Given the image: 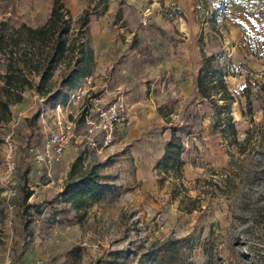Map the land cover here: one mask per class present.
I'll use <instances>...</instances> for the list:
<instances>
[{
	"label": "rangeland",
	"instance_id": "rangeland-1",
	"mask_svg": "<svg viewBox=\"0 0 264 264\" xmlns=\"http://www.w3.org/2000/svg\"><path fill=\"white\" fill-rule=\"evenodd\" d=\"M62 1L72 16V33H78L84 14L90 17L83 39L94 50L88 76L97 87L94 94L100 95L110 74L120 70L118 43L130 40L139 48L153 44L152 56L142 62H160V68L142 72L138 82L124 87L126 110L112 143L68 150L63 162L51 169V178L46 177L48 168L36 164L27 150L43 146L58 105L76 113L67 105L71 89L61 86L70 69L57 65L49 97L29 90L12 108L3 138L11 136L17 147L18 186L31 170L26 177L27 190L33 192L28 202L38 208L30 210L25 229L21 196L11 199L9 207L2 186L0 262L264 264V0H234L228 5L223 0H175L160 5V27L156 22L150 26L149 9L134 19L145 17V23L126 18L124 0H107V11L102 0ZM53 2L0 0V23L40 27ZM133 31L136 36L130 35ZM104 43L110 50H102ZM202 51L222 56L225 81L235 98L231 114L236 132L222 122L226 110H220L223 116L217 120L216 106L193 100ZM127 61L129 67L134 56ZM186 122H194V130L184 137L181 172L163 173L160 163L170 127ZM2 151L0 183L5 173ZM79 157L84 169L99 175L102 195L88 197L81 210H74L61 195Z\"/></svg>",
	"mask_w": 264,
	"mask_h": 264
},
{
	"label": "trees",
	"instance_id": "trees-1",
	"mask_svg": "<svg viewBox=\"0 0 264 264\" xmlns=\"http://www.w3.org/2000/svg\"><path fill=\"white\" fill-rule=\"evenodd\" d=\"M108 1L102 0L103 11H107ZM234 0H223V5ZM98 6L94 7L97 12ZM97 14V13H96ZM88 13L84 14L78 22V33H72V16L62 0H54L53 7L47 22L37 28L26 24L13 27L6 22L0 23V162L1 147L3 144V130L13 118L12 108L23 102L25 93L35 90L37 95L47 98L53 92L52 74L58 64L64 63L70 69L61 81V86L75 89L80 81L89 76L94 64V50L88 41L83 38L89 24ZM212 23L216 17L212 16ZM195 79V97L208 100L216 106V118L222 119L220 110H226L222 122L229 124V128L236 132V122L231 114L235 98L229 91L225 77L228 72L221 65L222 56L212 53L205 54ZM220 101L221 103L220 105ZM186 111V110H185ZM160 109V116L166 118ZM191 114V113H190ZM188 113L187 116H190ZM170 123V122H169ZM194 122H186L181 126L170 127V140L166 145L164 157L160 163L163 173L181 172L183 166L184 137L193 133ZM30 169L25 171L29 175ZM24 178L18 186L21 196V218L24 228L29 226L30 210L38 206L28 201L33 192L28 191V180ZM70 180L65 187L62 197L70 203L74 210H81L88 197L100 198L102 187L99 175L88 171L82 166L79 157L70 171ZM3 188L0 186V223L5 216V199L2 196Z\"/></svg>",
	"mask_w": 264,
	"mask_h": 264
},
{
	"label": "built area",
	"instance_id": "built-area-1",
	"mask_svg": "<svg viewBox=\"0 0 264 264\" xmlns=\"http://www.w3.org/2000/svg\"><path fill=\"white\" fill-rule=\"evenodd\" d=\"M93 91V77H86L68 95L67 105L76 113H68V108L58 105L54 126L49 129L43 146L28 148L27 152L33 156L35 163L48 168L47 178L52 177L51 169L63 162L68 150L87 151L112 143L126 106L121 100L105 103ZM2 147L5 173L0 184L6 189L8 206L12 207L10 200L19 194L16 181L17 147L11 136L3 138ZM0 264H12V261L8 259Z\"/></svg>",
	"mask_w": 264,
	"mask_h": 264
},
{
	"label": "crops",
	"instance_id": "crops-1",
	"mask_svg": "<svg viewBox=\"0 0 264 264\" xmlns=\"http://www.w3.org/2000/svg\"><path fill=\"white\" fill-rule=\"evenodd\" d=\"M120 1V0H119ZM175 0H124V11L126 13V18H129L130 20L133 18L134 23H137L138 25L142 22H146V18L140 19L139 22L134 20L136 16H141V12H143L145 9L149 11L147 12L146 16L150 15L149 18V24L152 26L157 23V26L160 27V5L162 4L164 7L169 6ZM122 7V6H121ZM149 13V14H148ZM134 16V17H133ZM142 21V22H141ZM130 35L136 36L135 31L129 32ZM136 38V37H135ZM109 39V37H108ZM134 39V38H133ZM105 41V40H104ZM135 42H132L130 44V40H127L126 45L122 43L116 44L115 47L121 46V53H120V61L118 63V66L120 68L119 72L116 74H110V79H108L107 83L108 85H103L102 93L99 95L105 103H114L117 100H121L125 102V94H124V87L126 89L131 83H135L139 78L142 76V72H148L152 68H160V62L155 64L146 63L148 61H143V58H149L153 54V44L147 45V43H144L142 47L139 48V46L136 45ZM140 44V42L138 43ZM112 46V43L110 44ZM112 47V48H115ZM102 50H110V47H106L105 43L102 44ZM134 56L133 64H129L130 66L127 67L128 57ZM108 63H110L111 60L108 59ZM99 74V73H97ZM196 79V77H195ZM194 79V80H195ZM136 80V81H135ZM114 82L116 84H114ZM138 82V81H137ZM130 83V84H128ZM97 87L94 86V89ZM194 93H195V81H194ZM196 94L193 96L195 97ZM72 151V150H71Z\"/></svg>",
	"mask_w": 264,
	"mask_h": 264
}]
</instances>
